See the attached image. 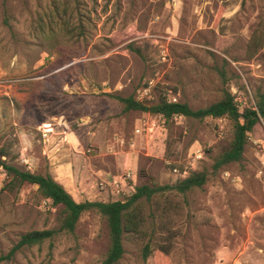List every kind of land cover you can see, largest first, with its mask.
<instances>
[{"label":"rangeland","instance_id":"374dc122","mask_svg":"<svg viewBox=\"0 0 264 264\" xmlns=\"http://www.w3.org/2000/svg\"><path fill=\"white\" fill-rule=\"evenodd\" d=\"M149 78L157 86L148 103L172 94L197 111L227 89L240 109L254 106L264 91V0H0L7 163L51 175L43 155L50 136L59 129L66 144V133H76L78 203L118 201L102 197L101 176L131 170L127 200L137 187L180 181L172 168L195 164L193 172L210 173L207 184L142 200V231L125 236L118 264H264V123L249 134L241 162L213 172L233 139L230 120L161 118V135L135 134L148 113L124 112L120 99L136 100ZM62 219V207L36 185H19L0 168V264H101L110 247L106 218L86 212L73 233L59 231ZM43 230L58 232L9 257L21 235Z\"/></svg>","mask_w":264,"mask_h":264},{"label":"trees","instance_id":"16d2710c","mask_svg":"<svg viewBox=\"0 0 264 264\" xmlns=\"http://www.w3.org/2000/svg\"><path fill=\"white\" fill-rule=\"evenodd\" d=\"M226 62V61H225ZM124 104V112L141 111L161 117L164 122L170 121L176 115L185 118L204 120L205 118H227L233 126V139L230 148L221 154L212 165V171L217 172L221 168L232 163L241 162L248 145L249 134L260 123H264V91L258 90L255 94V105L239 108L234 95L225 90L223 98L197 111L192 110L185 103H168L166 97L160 96L157 102H139L133 98L120 99ZM10 150L0 147V168L5 169L13 177V181L19 185L29 183L38 187L39 193L54 206H61L63 219L59 231L73 233L78 222L86 212L94 211L106 218L109 227L110 247L101 264H118L125 255L124 239L127 234H139L144 225V216L140 204L142 200L151 201L155 196L164 192H177L186 194L195 189L203 188L210 173L206 170L192 172L186 179L171 185H144L136 188L135 193L127 200L114 202H90L77 203L69 192L54 178L47 175L34 174L19 170L7 163ZM55 230L31 231L21 235L18 243L12 248L9 257L24 247L41 245L51 240L57 234ZM152 254L149 245L145 247L144 259Z\"/></svg>","mask_w":264,"mask_h":264},{"label":"built area","instance_id":"2783aa9c","mask_svg":"<svg viewBox=\"0 0 264 264\" xmlns=\"http://www.w3.org/2000/svg\"><path fill=\"white\" fill-rule=\"evenodd\" d=\"M156 86L157 84L155 78L147 79L140 87L137 93L138 96L136 100L139 102H152L154 100V93ZM165 97L168 103H178L177 97L175 95L170 94L169 96L165 95ZM147 116H148L147 118L140 120L139 125L135 128V134L148 135L151 137H154V135L157 133L161 135L163 129L161 127H156V122H155L156 119L159 121L161 117L159 116L153 117V115L151 114H148ZM172 119L182 120L185 119V117L182 115H176ZM221 130H223V128H221ZM195 157L198 160H200L203 157L200 148L195 151ZM22 160L25 162L26 165H28V161L25 159L23 155H22ZM195 170H196L195 164H190L189 167H185L184 169L173 167L172 174L176 178L180 180H184ZM132 179H133L132 171L126 169L122 174L118 176L109 175L105 178L100 177L96 181V185L100 189V191L109 192L119 201L127 196H130L131 191L129 189L128 182L129 180Z\"/></svg>","mask_w":264,"mask_h":264},{"label":"crops","instance_id":"0c3cea01","mask_svg":"<svg viewBox=\"0 0 264 264\" xmlns=\"http://www.w3.org/2000/svg\"><path fill=\"white\" fill-rule=\"evenodd\" d=\"M56 132H58L56 136H50V144L43 148V155L48 156L50 163L53 165L50 174L53 176L54 180L60 183L78 203L79 201L73 193L71 178L79 171L80 167L77 165H82V156L70 153V151L73 148L79 147L81 142L75 135L76 133L73 132L70 135L66 133L67 136L64 138L67 139V143H62V141L60 142L61 137L58 135L60 134V130L56 129ZM78 157L80 158L79 160H77ZM108 173L106 172V174ZM107 176L109 175L101 177L105 178ZM100 192L104 199L112 196L109 192ZM112 197L115 198L114 196Z\"/></svg>","mask_w":264,"mask_h":264}]
</instances>
